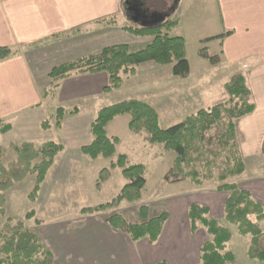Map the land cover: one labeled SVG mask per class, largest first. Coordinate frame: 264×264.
<instances>
[{"label": "crops", "instance_id": "crops-1", "mask_svg": "<svg viewBox=\"0 0 264 264\" xmlns=\"http://www.w3.org/2000/svg\"><path fill=\"white\" fill-rule=\"evenodd\" d=\"M211 1L212 7L208 11L207 7L200 4L201 0H177L176 7H173L171 0H0V47L18 50L17 55L0 62V121L11 126L5 135L13 133L15 126L29 131L25 140H42L43 133L48 132L49 129L42 126L46 118L44 109L47 97L44 94L50 83L49 74L56 66L97 55L105 48L118 45L131 47L140 39L152 42L153 38L136 37L122 29L129 26L141 27L131 20L127 6L130 2L138 5L149 16L177 21L175 32L182 25L185 28L189 25L195 31L206 30L209 25L218 31L216 37L231 32L223 42L215 40L220 47L218 65L236 67L237 74L234 76L245 77L255 105L252 114L237 121L240 152L243 159L262 153L264 0ZM173 8H180L183 23L179 19H170L175 11ZM196 12L202 14V17L209 13L212 17L215 16H209L210 20L212 18L211 22L201 24ZM111 17L117 19V26H96V22ZM119 20L123 23H119ZM68 34L72 36L63 37ZM187 34L180 36L184 37L188 45V37H193L189 32ZM203 40L205 39L199 38L198 41ZM144 65H150V62ZM148 67L151 68V77L148 79L153 87L160 70L156 66ZM203 76L202 73L196 78H204ZM190 79L191 68L189 76L181 78L180 83L185 84ZM107 84L108 76L105 73L73 75L60 81L53 97L57 109H79L76 115L67 117L61 127H58L64 133V153L68 151L66 144L69 149L80 151L83 146L92 142L90 127L101 109L95 107V101L110 95L104 92ZM178 87L181 88L180 85H173L171 88L180 92ZM87 106L91 112L86 109ZM26 114L27 118L21 117ZM126 117L120 116L109 124L107 132L110 137H118L110 135L109 130L120 119V123L128 127L129 119ZM16 119L20 120L15 124ZM112 161L114 160H110L109 167ZM101 171L102 169L89 170L85 175L89 182H84L83 186L90 187L93 196L101 193L102 186L112 179L111 174L110 179L97 188ZM64 172L65 170L48 172L34 203L40 200L41 204H48L55 192L48 181L50 177L64 179ZM238 186L251 193L264 206V176L251 181L243 180ZM207 195L192 197L191 194L174 198L169 205V220L155 244L148 239L133 242L126 232L112 228L105 221L109 215L81 214L79 218L72 220H47L39 214L42 223L34 229L53 254V264H201V247L209 240V236L202 227L195 233L191 231L189 209L193 204L204 206L209 209L211 219L222 222L228 197L226 193L220 192Z\"/></svg>", "mask_w": 264, "mask_h": 264}, {"label": "trees", "instance_id": "trees-1", "mask_svg": "<svg viewBox=\"0 0 264 264\" xmlns=\"http://www.w3.org/2000/svg\"><path fill=\"white\" fill-rule=\"evenodd\" d=\"M111 21V22H110ZM104 20L97 24H113ZM178 22L163 19L157 25L148 27H123L122 29L136 37H150L152 42L145 48L132 51L127 45L105 48L94 56L55 67L50 75V83L44 96L53 98L61 80L79 74H100L108 76L105 93L118 90L124 85V76H133L141 65L154 62L158 65H172L173 75L185 79L190 74L187 58V43L184 37L175 34ZM231 32L209 38L205 41L223 40ZM204 52V50H203ZM202 52L201 55H204ZM18 54V50L0 47V62ZM228 100L208 110H200L184 122L162 129L159 114L150 104L137 100H125L102 107L91 124L93 140L83 146L80 152L93 159H111L117 153L119 138L109 137L107 127L120 116H129L128 128L134 135L148 133L144 140L150 144L163 145L166 151H173L177 157L173 163L171 175L173 182L189 180L197 186L215 180L217 192L228 195L224 205V222L236 228L242 237H251L247 255L251 261L264 263V206L251 193L241 190L235 179L246 171V164L238 145L237 121L252 114L255 105L251 99L244 76L237 75L224 85ZM79 112L78 108L56 110L55 125L61 127L63 121ZM49 121L43 122L44 129L50 128ZM11 126L0 121V132L6 134ZM63 144L48 142L39 151L41 161L32 173L36 183L29 195V200L36 201L45 178L53 167L55 158L64 151ZM264 155V142L262 145ZM1 156V150H0ZM120 168L126 183L112 202L93 208L81 210L83 215L99 214L106 208L118 206L123 201L136 202L142 198L147 184L146 166L130 164L125 154L117 155L109 168H104L98 176L97 188L107 182L112 170ZM142 222L130 223L123 215L115 213L107 216L105 221L114 229L126 232L133 242L148 239L152 244L158 242L169 213L163 212L156 217H149V209L141 207ZM3 215V214H2ZM34 219L36 224L42 221L36 218L34 211L26 215V220ZM191 231L195 233L204 228L209 240L201 247V264H236L235 255L228 250L232 232L227 225L210 218L209 209L193 204L189 209ZM11 222L10 219L7 220ZM0 264H53V254L34 230H29L23 222L14 227L7 226L6 232H0ZM166 264V263H158Z\"/></svg>", "mask_w": 264, "mask_h": 264}, {"label": "rangeland", "instance_id": "rangeland-1", "mask_svg": "<svg viewBox=\"0 0 264 264\" xmlns=\"http://www.w3.org/2000/svg\"><path fill=\"white\" fill-rule=\"evenodd\" d=\"M171 3H173V7H176L177 0H171ZM200 4L207 7L208 11L211 10V0H201ZM173 10L175 11L170 19H179L183 23L180 8H173ZM202 10L201 13H203ZM201 15L197 13V18L201 24L211 22L215 16L212 17L211 13L203 17ZM209 16L212 17L211 20ZM110 20H114L113 24L105 26L96 23V26H101V28L117 26L118 21L115 17L105 19L107 22ZM119 23H123V21L119 20ZM188 32L193 37H188L189 42L187 45V58L192 70V79L189 82L180 83L181 78L173 75L172 65H158L150 62V65L138 67L137 74L124 76L123 87L106 93L110 94L106 97L97 99L95 107L102 108L130 99L141 100L157 110L160 127L168 129L184 122L188 117L195 115L200 110H208L217 104L227 101L228 96L224 90V85L230 81L231 77L237 74L236 67L219 66V42L215 40L205 41L216 37L218 31L209 25L206 30L198 31L190 29L189 25L186 28L182 25L174 33L177 35H185L186 33L188 35ZM71 36L72 34H68L63 37L69 38ZM199 38L205 40L200 42L198 41ZM136 43L130 47L133 52L145 48L151 42L146 39H140ZM202 52L208 57L201 55ZM147 66H156L155 68L160 70L158 77L157 75L154 76L157 77L154 79L156 81L154 84L156 87L153 86L154 90L152 83L148 79L151 77V68H147ZM202 73L204 78H196ZM173 85H180L181 88H178L181 91H173L171 88ZM55 102L51 97L45 101V121H49L51 125L48 128V132L43 133L42 140H25V135L29 134V131L26 132L19 126H15L14 132L9 135L0 132V232H6L8 224L10 227H14L19 222H23L27 229L35 231L34 228L38 226L35 220H26V215L31 211H36V218L40 220L42 218L39 214L47 220L59 218L72 220L79 218L81 216L80 212L84 208H93L112 202L126 183L121 175L120 168L113 169L111 181L104 184L101 193H96L95 196L90 192V187L84 188L83 185L84 182L87 184L89 182L85 178L89 170L109 168L110 160L115 161L119 154H125L130 164L146 166L145 177L147 184L140 200L136 202L123 201L118 206L100 211V215L119 213L128 222L139 223L143 221L139 212L141 207L149 209V217H156L163 212H168L170 203L176 197H187L191 194L192 197L207 194V196H210L209 194L217 192L215 187L218 182L215 180L207 181L203 186L194 185L189 180L173 182L172 179L174 177L171 175V170L177 157L176 153L166 151L163 145L146 142L144 139L148 137L147 132L139 135L132 134L126 125L120 123V119L117 123H114V128L109 130L110 135H116L121 140L117 146V153L113 158L106 159L101 157L98 160H93L78 150L69 149L68 144H66L68 151L60 153L55 158L54 165L50 169L65 170L64 179L56 180L55 177H50L48 183L52 190L55 189V192L48 204H41L40 200L36 203L32 202L29 200V195L36 183V175L32 173V170L41 161L39 156L40 149L51 141L65 145L64 133L55 125L57 110ZM86 109L91 112L88 106ZM83 110L85 111V107ZM26 116L27 114L21 117ZM126 118L129 119V116ZM19 120H14L15 124ZM238 145H240L239 138ZM244 162L247 168L246 173L241 177L242 179H235L236 183L241 184L243 180L251 181L264 176V155L261 152L245 158ZM8 219L11 220L10 223L7 222ZM221 223L227 225L224 220ZM227 227L232 232V240L228 244V250L235 255L236 264H264L258 261H251L248 258L247 251L251 237H242L237 233L235 227L228 225ZM261 228L264 229V222L261 223Z\"/></svg>", "mask_w": 264, "mask_h": 264}, {"label": "water", "instance_id": "water-1", "mask_svg": "<svg viewBox=\"0 0 264 264\" xmlns=\"http://www.w3.org/2000/svg\"><path fill=\"white\" fill-rule=\"evenodd\" d=\"M127 6L131 20L139 24L141 27L154 26L163 21L162 17L154 18L153 16L151 17L147 15V13L138 5H132L130 2H128Z\"/></svg>", "mask_w": 264, "mask_h": 264}, {"label": "flooded vegetation", "instance_id": "flooded-vegetation-1", "mask_svg": "<svg viewBox=\"0 0 264 264\" xmlns=\"http://www.w3.org/2000/svg\"><path fill=\"white\" fill-rule=\"evenodd\" d=\"M152 17V16H151Z\"/></svg>", "mask_w": 264, "mask_h": 264}]
</instances>
